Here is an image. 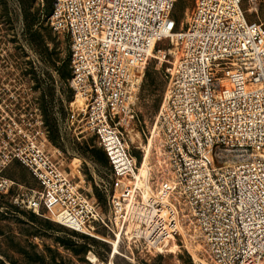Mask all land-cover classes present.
Wrapping results in <instances>:
<instances>
[{
    "label": "built area",
    "instance_id": "1",
    "mask_svg": "<svg viewBox=\"0 0 264 264\" xmlns=\"http://www.w3.org/2000/svg\"><path fill=\"white\" fill-rule=\"evenodd\" d=\"M177 1L53 0L48 22L70 50L65 124L108 157L106 210L49 139L27 65L15 49L0 57V199L147 253L175 244L195 264H264V0H193L182 25ZM153 60L167 63L166 90L146 143ZM14 162L37 186L6 173Z\"/></svg>",
    "mask_w": 264,
    "mask_h": 264
},
{
    "label": "rangeland",
    "instance_id": "2",
    "mask_svg": "<svg viewBox=\"0 0 264 264\" xmlns=\"http://www.w3.org/2000/svg\"><path fill=\"white\" fill-rule=\"evenodd\" d=\"M50 10L51 0H0V57H12L11 51L15 49L27 65L36 83L49 139L64 152L67 171L77 181L79 176L85 179L87 189L92 182L93 193L101 196L106 210L107 196L103 190L110 168L103 151L93 137L77 139L65 124L67 107L74 97L70 86L71 67L70 63L66 67L67 80L61 78L58 68L68 58L69 40L51 28ZM192 10L193 0L177 1L174 15L180 25L187 23ZM166 66L167 63L158 66L153 60L140 92L139 131L146 143L166 90ZM131 147L141 161L142 150ZM6 173L27 186H37L30 171L17 162L12 163ZM99 233L108 241L0 199V264H195L188 252L178 245L174 250L175 244L169 246L168 251L147 253L128 241L119 242V253L111 259L112 242L119 238L103 228Z\"/></svg>",
    "mask_w": 264,
    "mask_h": 264
},
{
    "label": "trees",
    "instance_id": "3",
    "mask_svg": "<svg viewBox=\"0 0 264 264\" xmlns=\"http://www.w3.org/2000/svg\"><path fill=\"white\" fill-rule=\"evenodd\" d=\"M52 3H53V0H51V10H52ZM51 10H50V13H51ZM70 63V50H69V55H68V58L64 59L63 60V64H62V67H59V72H60V76L63 80H67L69 78V74L68 72L66 71V67L67 65ZM47 95V94H46ZM102 151H103V154H104V157H105V161L107 163V166H109V161H108V157L105 153V151L100 148ZM110 168V166H109ZM98 199L100 200V202L102 201V198L100 195H97Z\"/></svg>",
    "mask_w": 264,
    "mask_h": 264
},
{
    "label": "bare ground",
    "instance_id": "4",
    "mask_svg": "<svg viewBox=\"0 0 264 264\" xmlns=\"http://www.w3.org/2000/svg\"><path fill=\"white\" fill-rule=\"evenodd\" d=\"M151 142H152V138H151ZM144 171H145V167L143 166V167L141 168V172H144ZM119 242H120L119 239L114 240V241L112 242V253H111V259H113V258L116 256V254L119 253ZM176 247H177V245H173V246H172L173 250H174ZM173 250H172V251H173ZM111 262H112V260H111Z\"/></svg>",
    "mask_w": 264,
    "mask_h": 264
}]
</instances>
